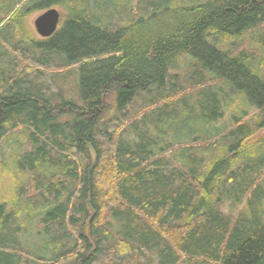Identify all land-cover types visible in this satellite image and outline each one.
I'll return each mask as SVG.
<instances>
[{"label":"trees","instance_id":"1","mask_svg":"<svg viewBox=\"0 0 264 264\" xmlns=\"http://www.w3.org/2000/svg\"><path fill=\"white\" fill-rule=\"evenodd\" d=\"M32 1L0 12V144L26 141L0 199V264H264V66L223 47L264 26V0H105L120 8L107 24L73 8L47 39L18 12ZM72 68L77 98L57 86ZM236 97L254 126L199 129Z\"/></svg>","mask_w":264,"mask_h":264},{"label":"rangeland","instance_id":"2","mask_svg":"<svg viewBox=\"0 0 264 264\" xmlns=\"http://www.w3.org/2000/svg\"><path fill=\"white\" fill-rule=\"evenodd\" d=\"M47 1L49 0H43V1L35 0L32 2H29L27 5L23 6L20 10H18L20 7L18 6L17 9H15L14 11L16 12L18 10V12H21L23 14L25 12H33L32 14H26L25 17L23 16L22 22L25 23L26 26L29 27V29L32 30L33 33L39 39L40 37L38 36L34 28V21L38 18L39 15H41L45 11H41V9H36V8L43 2H47ZM55 1L57 2L58 0H55ZM64 1L65 3L62 0H59V2L54 4V6L52 7V8L57 9L61 13L62 17L68 15L69 12H71L70 9L77 8L79 11H84L87 13L88 11L91 10V7L93 6L92 11L94 10L93 12L102 13L101 17L103 18L104 23L107 24V21L104 19L106 15H109V13L107 12H120V8H117L118 11L115 10V6H113L114 4L113 5L110 4L111 9H109L108 11L102 12L101 9L105 10V0H102V4L104 5V7L102 6L101 8H96L97 6L94 5L95 2L94 1L92 2V0H64ZM10 2L15 7L21 4L20 0H0V12L6 11L9 8ZM114 2L117 5L118 4L123 5V6L126 5L128 12H130V9H133L134 12H146L145 5H144V2H142V0H132V2L131 1L129 2L128 0H114ZM32 7H34L33 10L30 9ZM92 14L90 13V16ZM114 18L117 21L120 19V17L118 16H115ZM13 30H14L13 27L6 28L5 34ZM13 36L16 37L17 35L15 34ZM219 46H220V43H219ZM223 47L225 48V50L232 51L233 54L239 53L241 51H247L250 53H254L255 58H256L255 59L256 64H259V65L263 64L264 66V26L246 32V34L239 40L227 39ZM77 80H78V74L73 68L69 70L65 69L64 71H62L61 77L57 80V86L62 89V91L66 94L67 98H77L78 97ZM231 105L232 107L229 109V111L226 112L225 117L222 120H220V122H218L214 126H208V127L199 126V129H202L203 131H212V132H214L217 128L219 129L223 128L224 130L225 129L230 130L231 128L235 126L234 124L235 115L240 117L241 119L243 118L242 122H248L251 126H254L255 123L258 122L257 120L258 111L252 107L249 108L247 103L242 98L240 97L234 98V101L233 103H231ZM245 110L249 111L248 116L247 117L245 116L246 118L244 117ZM109 111L111 113L112 105H110ZM144 111L145 110L143 109L142 112ZM142 112L138 114L135 111H133V118H135V116L137 117L138 115H141ZM213 128L215 130H213ZM212 135L213 134L209 136H212ZM198 137L202 138L200 139L201 141H203V137L205 139V135L201 136L199 134L197 135V138ZM210 140L215 141L216 139H210ZM1 144H0V177L2 179L0 183V199L1 201H6V200H9V198H13L14 194L12 190L15 187V185H17L16 180L13 179L12 177L14 174L17 175L18 172L15 167V164L10 161L11 157L15 154L22 153L26 149V141L24 138L22 139L21 136H19V134L17 133L13 136L11 140H8L7 142H5L2 145V147H1ZM193 146L196 147L197 150H200V148H202V146L199 143H194ZM3 159L7 160V162L10 163L11 167L9 166L10 167L9 169L4 168V164L1 163ZM12 171H13V174H12ZM237 214H238V209L235 211V215ZM21 222L29 224L27 218L25 217V214L21 217L20 221H18V224ZM32 222L33 223H30L32 227L31 230L30 228L28 229V226L26 224L24 225V228L28 231L25 234L24 233L19 234V238L21 242L23 243L25 251H28V252H30V248H35V250H37L36 248L41 247L43 243L42 237H39L37 235V232L40 230L39 229L40 226L39 224H37L38 221L36 220ZM27 256L28 255H26L25 257Z\"/></svg>","mask_w":264,"mask_h":264},{"label":"water","instance_id":"3","mask_svg":"<svg viewBox=\"0 0 264 264\" xmlns=\"http://www.w3.org/2000/svg\"><path fill=\"white\" fill-rule=\"evenodd\" d=\"M60 22L61 13L57 9H49L34 21V28L40 38L47 39L57 32Z\"/></svg>","mask_w":264,"mask_h":264},{"label":"bare ground","instance_id":"4","mask_svg":"<svg viewBox=\"0 0 264 264\" xmlns=\"http://www.w3.org/2000/svg\"><path fill=\"white\" fill-rule=\"evenodd\" d=\"M50 9H55V8H50ZM49 10V9H48Z\"/></svg>","mask_w":264,"mask_h":264}]
</instances>
